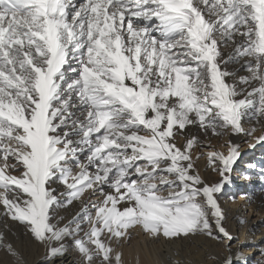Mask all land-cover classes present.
Wrapping results in <instances>:
<instances>
[{
	"label": "snow or ice",
	"instance_id": "snow-or-ice-1",
	"mask_svg": "<svg viewBox=\"0 0 264 264\" xmlns=\"http://www.w3.org/2000/svg\"><path fill=\"white\" fill-rule=\"evenodd\" d=\"M258 147L264 0H0V219L44 264H125L134 230L241 264L220 198Z\"/></svg>",
	"mask_w": 264,
	"mask_h": 264
},
{
	"label": "bare ground",
	"instance_id": "bare-ground-1",
	"mask_svg": "<svg viewBox=\"0 0 264 264\" xmlns=\"http://www.w3.org/2000/svg\"><path fill=\"white\" fill-rule=\"evenodd\" d=\"M245 152L237 169L236 179L224 191L220 203L227 215L226 227L230 232L234 228L235 234L238 235H235L237 239L231 243L234 248L239 247L245 254L241 264H264V183L258 179L259 168L264 167V148L245 149ZM249 164L257 165L256 171L248 170L252 180L244 178V170L248 169ZM200 167L204 168L203 159L200 161ZM75 211L76 208L67 212L60 210V215L68 218ZM5 223L8 224L7 228ZM0 231H4L8 240L17 245L25 264H44L40 259L43 249L28 241L22 226L0 219ZM146 240L142 232L133 231L130 241L124 244L122 249L125 264H137V256L140 264H154L155 261H159V264H174L176 261L180 264H216L212 257L221 251L220 245L203 236L195 237L192 241L148 242L145 247ZM0 264H13L12 258L2 248ZM57 264H79L78 254L74 249H70Z\"/></svg>",
	"mask_w": 264,
	"mask_h": 264
},
{
	"label": "rangeland",
	"instance_id": "rangeland-1",
	"mask_svg": "<svg viewBox=\"0 0 264 264\" xmlns=\"http://www.w3.org/2000/svg\"><path fill=\"white\" fill-rule=\"evenodd\" d=\"M231 232H232V234H234V236H235V235L238 236L237 234H235V229H234V228L231 229ZM236 236H235V237H236Z\"/></svg>",
	"mask_w": 264,
	"mask_h": 264
}]
</instances>
